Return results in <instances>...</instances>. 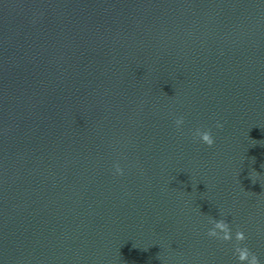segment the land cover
Returning <instances> with one entry per match:
<instances>
[{
  "label": "water",
  "instance_id": "water-1",
  "mask_svg": "<svg viewBox=\"0 0 264 264\" xmlns=\"http://www.w3.org/2000/svg\"><path fill=\"white\" fill-rule=\"evenodd\" d=\"M238 229L264 264V0H0V264H239Z\"/></svg>",
  "mask_w": 264,
  "mask_h": 264
},
{
  "label": "clouds",
  "instance_id": "clouds-1",
  "mask_svg": "<svg viewBox=\"0 0 264 264\" xmlns=\"http://www.w3.org/2000/svg\"><path fill=\"white\" fill-rule=\"evenodd\" d=\"M184 118L179 117L175 120V124L177 129H180V126L183 125ZM218 127H222V125H217ZM195 137H198L201 142L206 144L207 146L211 147L214 144V138L210 130L201 131L197 129L195 132ZM115 173L117 175H123V169L120 167L119 164L115 166ZM215 228H220L223 231V235H219ZM215 228H211L208 230L207 235L211 238H216L223 242H229L233 239L232 230L228 222L224 219H220L216 221ZM247 239L243 230H237L235 232V241L236 244L234 246V253L236 255L239 264H260V260L258 256L251 252V250L247 246L241 247L240 245Z\"/></svg>",
  "mask_w": 264,
  "mask_h": 264
}]
</instances>
